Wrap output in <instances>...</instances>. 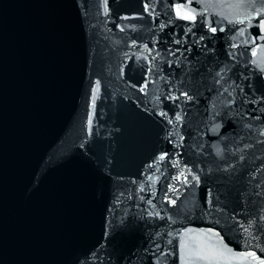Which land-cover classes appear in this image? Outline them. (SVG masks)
<instances>
[{
    "label": "water",
    "instance_id": "1",
    "mask_svg": "<svg viewBox=\"0 0 264 264\" xmlns=\"http://www.w3.org/2000/svg\"><path fill=\"white\" fill-rule=\"evenodd\" d=\"M0 264H264V0H0Z\"/></svg>",
    "mask_w": 264,
    "mask_h": 264
},
{
    "label": "snow or ice",
    "instance_id": "2",
    "mask_svg": "<svg viewBox=\"0 0 264 264\" xmlns=\"http://www.w3.org/2000/svg\"><path fill=\"white\" fill-rule=\"evenodd\" d=\"M185 18L187 19V18H191V17H185ZM213 31H215V29H213ZM146 86H147V85H145V87H146ZM141 90H143V89H141ZM176 119L179 120V119H180V116L178 115V116L176 117ZM170 122H171V121H170Z\"/></svg>",
    "mask_w": 264,
    "mask_h": 264
}]
</instances>
